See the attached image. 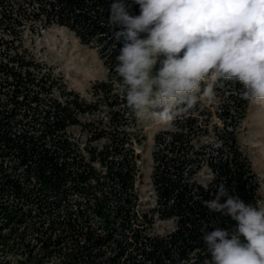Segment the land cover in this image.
<instances>
[{
    "label": "trees",
    "instance_id": "obj_1",
    "mask_svg": "<svg viewBox=\"0 0 264 264\" xmlns=\"http://www.w3.org/2000/svg\"><path fill=\"white\" fill-rule=\"evenodd\" d=\"M126 2L130 14H140L138 4ZM0 3L2 22L14 36L4 40L6 49L0 50V57L6 58L0 59L1 253L24 256L16 264H44L54 257L53 264H211L202 227L231 230L236 224L207 207L217 186L223 182L231 194L263 207L259 178L236 133L240 103L248 101L232 92L230 103L238 107L232 111L229 105L216 113L222 126L211 122L209 107L200 102L185 105L173 126L155 137L156 206L148 212L139 210L135 134L122 129L132 114L113 109L111 128L94 127L81 148L68 128L81 124L79 114L95 105L85 104L72 92L55 96L57 82L32 70L34 63L14 46L23 25L63 26L82 44L98 50L111 78H121L115 66L123 41L113 38L108 22L113 0ZM96 88L111 93L112 82L101 81ZM121 105L132 111L125 92L111 102L113 107ZM210 127L217 142L202 143ZM101 137L109 142L102 148L92 145ZM152 211L174 219L175 229L166 235L147 233ZM11 225H25L27 230L3 232ZM0 264L12 263L2 258Z\"/></svg>",
    "mask_w": 264,
    "mask_h": 264
},
{
    "label": "clouds",
    "instance_id": "obj_2",
    "mask_svg": "<svg viewBox=\"0 0 264 264\" xmlns=\"http://www.w3.org/2000/svg\"><path fill=\"white\" fill-rule=\"evenodd\" d=\"M132 3L139 15L130 14L126 0H113L108 22L113 38L123 41L115 71L137 118L172 122L178 102L192 107V94L209 75L234 79L244 87L242 99L264 102V0ZM212 91L208 86L204 94ZM207 207L236 222L231 230L202 227L211 264H264V207L231 194L223 182Z\"/></svg>",
    "mask_w": 264,
    "mask_h": 264
},
{
    "label": "rangeland",
    "instance_id": "obj_3",
    "mask_svg": "<svg viewBox=\"0 0 264 264\" xmlns=\"http://www.w3.org/2000/svg\"><path fill=\"white\" fill-rule=\"evenodd\" d=\"M3 6L0 3V50L6 49L4 40L14 38L10 30L5 28L1 16ZM18 39L14 46L17 48L18 54L25 60L34 63V70H40L41 75H50V79L57 82L54 87L55 96H59L61 92L78 95L79 99L87 105H95L84 113L79 114L81 124L73 125L68 128V132L73 139L77 141L81 148L88 143L93 128H106L109 130L111 123V111L113 109H122L126 114L130 115L131 119H127L128 123L122 127L126 131L135 134L134 151L138 154L135 188L138 194V209L142 211H151L156 206V192L153 185L152 174L154 170V150L156 148L155 137L158 132L169 129L173 126V121L163 123L151 115H146L143 118H137L132 111L125 108L123 105L113 107L112 100L115 95H122L125 92L126 85L121 78H111L109 68L100 58V54L96 48H91L88 45L82 44L80 40L66 27L53 25L47 28H33L21 26L18 29ZM6 62V58L0 57ZM155 71V68L153 69ZM223 78L213 80L211 76L205 78L201 82L200 88L192 95L195 97V102H200L212 111V123L222 126L224 121L220 119L216 113L225 109L226 106H231L234 111L236 107L234 103H230V98L233 93H242L244 87L236 80L223 82ZM101 81L112 82L111 93L105 94L100 88H96ZM240 85V87H238ZM208 86L212 87V95L204 94V89ZM239 88V89H238ZM72 97V95L70 96ZM239 106V125L237 128V138L241 148L247 153L252 162V168L257 174L260 181L259 193L262 197V205L264 207V102L240 103ZM186 104H177L178 112L185 110ZM127 111V112H126ZM92 123V126L89 125ZM211 126V125H210ZM214 130L210 127V133L202 137V143L216 141ZM109 142V138L101 137L92 142V145L102 148ZM95 166L100 169L98 163ZM201 176H208L205 172L200 173ZM152 214L151 226L147 229V233L166 235L175 229L176 222L174 219H163L157 212ZM12 228L13 231L22 232L25 225L12 226L5 229L3 232H8ZM0 259L10 258L12 264L24 258L20 253L11 252L1 253ZM57 262L54 257L44 264H53Z\"/></svg>",
    "mask_w": 264,
    "mask_h": 264
}]
</instances>
